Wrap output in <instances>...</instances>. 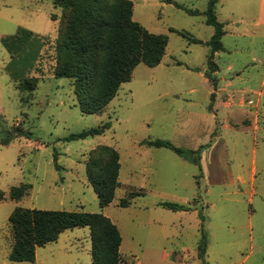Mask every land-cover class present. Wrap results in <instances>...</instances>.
Returning a JSON list of instances; mask_svg holds the SVG:
<instances>
[{
	"label": "rangeland",
	"instance_id": "374dc122",
	"mask_svg": "<svg viewBox=\"0 0 264 264\" xmlns=\"http://www.w3.org/2000/svg\"><path fill=\"white\" fill-rule=\"evenodd\" d=\"M130 1L136 22L169 38L166 55L156 68L140 64L103 113L88 115L79 107L73 81L55 75L64 10L54 0H0V190L7 196L0 202V264H93L89 228L65 231L58 241L37 249L35 262L11 261L14 235L9 218L17 208L104 214L120 230L126 264H264V97L258 130L247 124L225 135L233 181L196 184L192 174L198 175V168L170 149L143 142L173 141L176 123H182L189 111L205 108L210 85L200 72L210 71L211 48L171 30L205 43L211 40L215 29L204 16L210 0ZM261 3L220 0L216 6L217 19L227 32L222 44L229 51L220 52L215 61L219 78L235 81L234 91H264ZM175 4L201 15L192 16ZM5 40L24 48L13 55ZM37 42L42 44L40 51ZM230 64L233 71L228 70ZM25 78L38 80L35 90L22 89ZM244 97L255 105L259 99L251 92ZM179 110L185 112L178 115ZM108 122L112 126L101 136L65 140ZM14 128L26 135L4 145ZM100 146L116 149L121 163L122 187L104 209L87 175L89 155ZM157 172L163 176L157 178ZM27 184L32 187L27 196L19 201L9 198L13 187ZM141 190L145 197L127 209L118 207L122 198ZM162 202L199 210L205 219L203 230L200 220L198 224L189 217L181 222L178 213L157 206ZM165 251L174 254L171 262L162 257Z\"/></svg>",
	"mask_w": 264,
	"mask_h": 264
},
{
	"label": "trees",
	"instance_id": "16d2710c",
	"mask_svg": "<svg viewBox=\"0 0 264 264\" xmlns=\"http://www.w3.org/2000/svg\"><path fill=\"white\" fill-rule=\"evenodd\" d=\"M172 4V0H165ZM220 0H210L204 12L207 25L215 29V34L207 43L176 31L188 38L190 43L207 45L211 48L208 57L206 77L214 85L217 83L215 73L219 68L213 57L216 52L224 51L222 39L225 35L223 25L218 21L216 6ZM65 12L60 36L56 47L57 78L73 81L74 93L79 107L84 114L99 115L115 99L121 86L130 82L135 69L144 64L150 68L158 67L167 51L169 38L148 31L134 20V3L130 0H54ZM177 8L192 16L201 15L199 11L186 9L179 4ZM28 37L33 36L26 32ZM10 40V39H9ZM5 40L9 51H21L24 47L15 41ZM40 51L42 44L36 43ZM13 55L14 54L12 52ZM36 78L21 80L23 90L36 89ZM111 123L94 128L80 134L71 135L66 141L83 140L88 137L101 136L111 128ZM26 133L14 128L3 141L4 145ZM143 145L156 148H167L177 155L194 163L199 162L198 151H188L176 147L170 141H145ZM57 161V156H56ZM121 170L120 155L112 147L100 146L89 155L87 175L96 192L101 208L111 206L116 192L122 187L119 179ZM31 185L13 187L9 198L19 201L27 196ZM143 190L132 191L122 198L118 207L129 208L138 197H145ZM7 200L4 191L0 190V202ZM171 211H190L191 208L163 202L158 204ZM14 235V246L10 255L13 262H35L36 251L40 247L58 241L60 235L67 230L89 228L93 264H126L122 254V235L113 221L104 214L78 213L69 211H44L37 209L17 208L9 218ZM203 230V229H202ZM203 254H205V234L202 237ZM135 264V263H133Z\"/></svg>",
	"mask_w": 264,
	"mask_h": 264
},
{
	"label": "crops",
	"instance_id": "0c3cea01",
	"mask_svg": "<svg viewBox=\"0 0 264 264\" xmlns=\"http://www.w3.org/2000/svg\"><path fill=\"white\" fill-rule=\"evenodd\" d=\"M261 2L262 8H264V0H261ZM226 33L227 32H225L224 37L226 36ZM223 47L225 50L221 52L229 51V48L224 45ZM219 53L220 52H216L213 57L216 64L217 62L215 60L216 57L219 56ZM228 70L233 71L234 66L230 64ZM200 73L202 77H204V83L210 85L207 93L209 99L207 98L208 100L204 105V109L197 112L189 111L188 116L185 117L186 119H184L182 123L181 121L176 123V128L172 134L173 141L170 142L178 148L188 151H198L200 159L198 163H194L178 155L187 163H190L199 169L198 175L195 173L192 174L195 178L196 184H200L201 180L205 181L208 185L230 184L235 176L225 135L232 130L238 131L247 124H252V126L255 124V128L258 130V124L261 117L259 104L260 98L264 97V91H253L249 87L242 88L240 91H234L236 85L235 81L233 78L229 81L226 79H220V68L218 72L215 73L217 78L216 85L210 82L206 77V70L203 69ZM237 77H240V75ZM261 86L264 88V76ZM191 92H195V89L191 90ZM248 92L258 95L259 99L256 105L252 100L244 97V95H248ZM238 93L241 94L242 97H238ZM184 112H180L179 110L178 115L179 113ZM231 134L233 133L231 132ZM255 174L256 169L254 167L252 180H254ZM156 175L157 178L163 176L162 172H157ZM172 178L175 179V176L172 175ZM237 179L245 183L242 176H237ZM171 212L174 213L176 211ZM166 213L168 212H162L163 215ZM176 213H178L181 222L183 219L187 221L190 219L189 217H193L198 221V224L199 220L201 221V230L204 228L205 219L199 210H192L191 208L190 211H177ZM163 256L166 261L170 262L174 258L172 252L167 253L165 251L162 257ZM135 264L141 263L138 262Z\"/></svg>",
	"mask_w": 264,
	"mask_h": 264
}]
</instances>
